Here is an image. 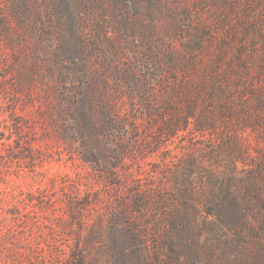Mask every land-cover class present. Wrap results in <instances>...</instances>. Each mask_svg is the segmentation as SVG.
<instances>
[{"label": "rangeland", "instance_id": "obj_1", "mask_svg": "<svg viewBox=\"0 0 264 264\" xmlns=\"http://www.w3.org/2000/svg\"><path fill=\"white\" fill-rule=\"evenodd\" d=\"M211 8L207 0H0V264H75L74 253L84 264H150L160 211L202 204L198 178L210 156L193 94L198 61L224 33ZM168 48L179 62H168ZM108 111L122 118L119 128L103 125ZM185 165L191 191L162 202L160 187L179 189L173 175ZM198 214L200 240L232 232L209 223L215 214Z\"/></svg>", "mask_w": 264, "mask_h": 264}, {"label": "trees", "instance_id": "obj_2", "mask_svg": "<svg viewBox=\"0 0 264 264\" xmlns=\"http://www.w3.org/2000/svg\"><path fill=\"white\" fill-rule=\"evenodd\" d=\"M207 1L212 7V22L222 25L224 33L210 59L198 61L201 74L193 94L201 102L194 126L207 139L210 156L209 164L202 166L204 177L200 174L198 178L202 204L185 199L180 206L160 211L159 254L149 256L150 264H264V0ZM167 52L168 62H179L174 49ZM187 77L182 74L178 80L180 88L191 82ZM102 120L107 127L119 128L122 118L108 111ZM70 131L83 137L79 127ZM113 153L110 173L122 150L118 147ZM202 158L201 154L196 157L200 165ZM223 164L231 166L227 173L217 168ZM188 168L185 165L180 174L173 175L172 187L179 189L170 194L168 188L160 187L162 202L174 198L176 191H191ZM158 200L150 204L156 212L160 209ZM201 210L216 215L218 220L209 223L220 227L221 221L232 232L226 238L215 234L200 240L204 223L198 214ZM72 257L75 264H84L83 254Z\"/></svg>", "mask_w": 264, "mask_h": 264}]
</instances>
